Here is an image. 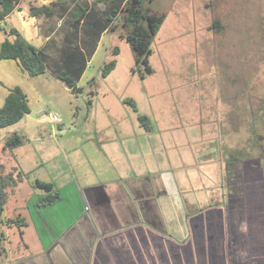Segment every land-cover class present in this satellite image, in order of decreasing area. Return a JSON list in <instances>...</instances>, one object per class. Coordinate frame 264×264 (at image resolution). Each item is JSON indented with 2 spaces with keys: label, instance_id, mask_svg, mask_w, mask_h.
Wrapping results in <instances>:
<instances>
[{
  "label": "rangeland",
  "instance_id": "374dc122",
  "mask_svg": "<svg viewBox=\"0 0 264 264\" xmlns=\"http://www.w3.org/2000/svg\"><path fill=\"white\" fill-rule=\"evenodd\" d=\"M144 10L165 17L151 40L150 74L136 66L124 41L121 56L102 51L93 60L79 93L47 85L45 76L34 78L39 99L32 112L2 130L0 181L8 185V202L0 219L5 238L0 264H49L50 250L39 241L35 226L24 228L22 236V228L11 221L27 216L26 203L42 191L37 180L63 177L56 182L68 181L63 183L66 192L71 177L81 186L93 184L100 172H112V165L151 174L146 202L162 216L152 218L149 227L180 239L188 231L183 208L196 207V198L204 203L211 195L219 201L227 193V159L264 153V0H144ZM113 59L117 67L104 78L103 67ZM51 114L61 121L52 122ZM14 133L23 144L5 148V139ZM13 178L17 186L11 185ZM146 178L135 181L148 187ZM125 180L122 187L129 188ZM120 194L126 206L131 200L139 203L133 194ZM72 201L67 198L43 212L51 217L52 229L40 232L57 238L51 250L64 254L71 250L69 237L83 234L86 239L76 243L85 262L94 239L125 226L70 227L66 218L76 205ZM137 216L123 219L130 224ZM64 254L59 264H70Z\"/></svg>",
  "mask_w": 264,
  "mask_h": 264
},
{
  "label": "crops",
  "instance_id": "0c3cea01",
  "mask_svg": "<svg viewBox=\"0 0 264 264\" xmlns=\"http://www.w3.org/2000/svg\"><path fill=\"white\" fill-rule=\"evenodd\" d=\"M53 1L19 0L15 10L0 20V50L5 39L14 41L15 36L10 34V30L15 28L47 56L46 72L36 77L24 73L16 60H0V108L10 89L19 86L27 94L32 112V104L39 99L33 80L39 76H45L47 85L52 83L73 93L61 76H70L79 88L89 66L102 51L114 53L118 48V56H121V43L125 41L130 46L124 38L126 33L122 24L118 27L120 13L127 0H61L54 6V14L50 17L30 14L31 4L42 6ZM225 168L227 193L220 194L219 201L211 199V195L204 203L196 198V207L183 208L181 213L188 231L180 239L149 227L152 218L153 221L158 220L161 215L159 210L146 202L151 189V174L146 176L145 172H137L139 170L135 168L125 172L114 165L112 172H108L109 168L104 173L100 172L93 184L81 186L71 177L66 192H62L63 183L68 181L56 182L63 177L54 176L53 182L37 180L53 184L59 198L50 205L39 206L38 201L52 193L40 188V194L26 203L27 216L20 215L16 219L24 221L20 229L22 236L24 228L35 226L39 241L50 250L46 254L49 264H59L60 255L64 252L51 250L59 241H56L57 238L47 239V235L40 232L44 227L52 229L51 217L48 219L43 212L56 208L67 198L76 203L69 208L72 213H68L66 218L70 227L96 223L125 226L123 230L109 229L106 234L94 239L91 259L85 262L76 242L83 241L86 236L72 234L68 240L71 250L64 254L70 264H264V153L243 160L231 157L227 159ZM139 177H150L149 186L139 187L135 181ZM125 178L129 179V188L126 184L122 187L126 183ZM120 192L135 195L131 197L136 202L139 198V203L134 204L129 199L131 202L126 206ZM137 212L141 217L137 216L130 224L123 219L125 215L134 219Z\"/></svg>",
  "mask_w": 264,
  "mask_h": 264
},
{
  "label": "trees",
  "instance_id": "16d2710c",
  "mask_svg": "<svg viewBox=\"0 0 264 264\" xmlns=\"http://www.w3.org/2000/svg\"><path fill=\"white\" fill-rule=\"evenodd\" d=\"M60 1L61 0H54L49 5L42 6L31 4L30 14L32 16L44 15L50 17L54 14V6ZM18 3L19 0H0V20L10 15L15 10ZM164 18L163 14H150L144 10V0H127L120 13V21L126 33L124 38H126L127 42L130 44L136 66L139 68L143 67L142 71L144 70L146 74L152 72L149 62L151 40L164 22ZM10 34L14 35L15 39L14 41L5 39L0 50V60H16L24 73L28 74L30 77L44 74L47 70V56L45 52L26 40L17 29L12 28ZM114 54H119L118 48H116ZM116 66V59L106 63L102 70V76L104 78L108 77ZM135 71L136 69H133V72ZM142 71L140 70V72ZM141 75L144 77V73H141ZM60 78L71 88L73 93H79L82 90L76 86L75 81L70 76L63 75ZM125 102L135 109L137 108L135 101L128 100ZM30 112L31 109L27 94L19 86L12 87L4 105L0 108V135L2 129L18 123ZM140 120L146 121L148 118L146 116H140ZM22 142V136L18 133H14L5 139L4 147H18L23 144ZM10 175L12 176V173ZM18 175L19 180H22V171H19ZM17 184V181L13 178L11 185L17 186ZM36 186L45 189L47 192H52L38 201L39 206L50 205L59 198V194L54 191L53 184L37 181ZM7 187L6 181L2 179L0 181V219L8 202ZM11 221L17 223L20 227L24 222L20 218ZM4 240V236H0V249L3 247Z\"/></svg>",
  "mask_w": 264,
  "mask_h": 264
},
{
  "label": "built area",
  "instance_id": "2783aa9c",
  "mask_svg": "<svg viewBox=\"0 0 264 264\" xmlns=\"http://www.w3.org/2000/svg\"><path fill=\"white\" fill-rule=\"evenodd\" d=\"M50 117H51L52 122H60L61 121L60 117H58V115H56V114H51Z\"/></svg>",
  "mask_w": 264,
  "mask_h": 264
}]
</instances>
